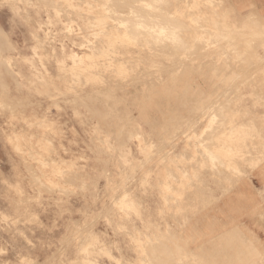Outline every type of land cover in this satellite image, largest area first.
<instances>
[{
  "label": "rangeland",
  "instance_id": "rangeland-1",
  "mask_svg": "<svg viewBox=\"0 0 264 264\" xmlns=\"http://www.w3.org/2000/svg\"><path fill=\"white\" fill-rule=\"evenodd\" d=\"M120 1L0 0V264H264V18Z\"/></svg>",
  "mask_w": 264,
  "mask_h": 264
},
{
  "label": "bare ground",
  "instance_id": "bare-ground-1",
  "mask_svg": "<svg viewBox=\"0 0 264 264\" xmlns=\"http://www.w3.org/2000/svg\"><path fill=\"white\" fill-rule=\"evenodd\" d=\"M111 1H112V0H111ZM118 1H119V0H118ZM122 1H123V0H122ZM122 1H120V2H122ZM131 1H133V0H131ZM134 1H135V0H134ZM150 1H151V0H150ZM157 1H158V0H157ZM207 1H208V0H207ZM114 2H115V0H114ZM116 2H117V1H116ZM120 2H119V3H120ZM109 3H110V2H109ZM129 3H130V2H129ZM131 3H132V2H131ZM154 3H155V2H154ZM156 3H157V2H156ZM111 4H112V3H111ZM132 4H133V3H132ZM150 4H151V3H150ZM165 4H166V3H165ZM165 4H164V5H165ZM130 5H131V4H130ZM155 5H156V4H155ZM131 6H132V5H131ZM145 6H146V5H145ZM153 6H154V5H153ZM157 6H158V5H157ZM135 7H136V6H135ZM155 7H156V6H155ZM104 8H105V7H104ZM156 8H157V7H156ZM154 9H155V8H154ZM157 9H158V8H157ZM160 9H161V8H160ZM103 10H104V9H103ZM110 10H111V8H110ZM131 10H132V9H131ZM133 10H134V9H133ZM113 11H115V10H113ZM135 11H136V10H135ZM140 11H141V10H140ZM153 11H154V10H153ZM160 11H162V10H160ZM96 12H97V11H96ZM137 12H138V11H137ZM142 12H143V11H142ZM132 13H133V12H132ZM143 14H144V13H143ZM161 14H163V13H161ZM190 14H191V13H190ZM108 15H109V14H108ZM115 15H116V14H115ZM129 15H130V13H129ZM139 15H140V13H139ZM154 15H155V13H154ZM157 15H158V14H157ZM167 15H168V14H167ZM122 16H123V15L120 14V17H122ZM127 16H128V15H127ZM145 16H146V15H145ZM147 16H149V14H148ZM160 16H161V15H160ZM168 16H169V15H168ZM115 17H116V16H115ZM123 17H124V16H123ZM128 17H129V16H128ZM128 17H127V18H128ZM131 17H132V16H131ZM105 18H106V16H105ZM113 18H114V17H113ZM148 18L151 19V17H148ZM163 18H164V17H163ZM169 18H170V17H169ZM108 19H110V18H108ZM136 19H138V18H135V20H136ZM157 19H158V18H157ZM177 19H178V18H177ZM177 19H176V20H177ZM138 20H139V19H138ZM166 20H167V18H166ZM172 20H174V19L172 18ZM176 20H175V21H176ZM191 20H192V19H191ZM118 21H119V19H118ZM121 21H122V19H121ZM132 21H133V20H132ZM159 21H160V20L158 19V22H159ZM162 21H165V20H162ZM193 21H194V20H193ZM142 22H143V21H142ZM147 22H149V20H147ZM158 22H157V24H158ZM160 22H161V21H160ZM170 22H171V21H169V23H170ZM131 23H132V22H131ZM138 23H139V22H138ZM154 23H155V22H154ZM179 23H180V22H179ZM119 24H120V23H119ZM128 24H129V22H128ZM143 24H144V23H143ZM149 24H150V23H149ZM155 24H156V23H155ZM157 24H156V25H157ZM159 24H160V23H159ZM163 24H164V23H163ZM198 24H200V23H198ZM115 25H116V24H115ZM138 25H139V24H138ZM138 25H137V26H138ZM166 25H167V24H166ZM170 25H171V23H170ZM173 25H174V24H173ZM177 25H178V24H177ZM134 26H135V25H134ZM139 26H140V25H139ZM143 26H144V25H143ZM146 26H147V25H146ZM149 26H150V25H149ZM151 27H152V26H151ZM182 27H183V26H181L180 28H182ZM97 28H98V27H97ZM130 28H131V27H130ZM141 28H142V27H141ZM156 28H157V26H156ZM158 28H159V27H158ZM161 28H162V27H161ZM163 28H164V27H163ZM176 28H177V27H176ZM176 28H175V29H176ZM180 28H179V29H180ZM200 28H201V27H200ZM127 29H129V28H127ZM134 29H135V28H134ZM144 29H145V28H144ZM169 29H171V28H169ZM177 29H178V28H177ZM100 30H101V29H100ZM137 30H138V29H137ZM137 30H136V31H137ZM153 30H154V29H153ZM129 31H130V30H129ZM141 31H142V30H141ZM146 31H147V30H146ZM166 31H167V30H166ZM168 31H169V30H168ZM217 31H218V30H217ZM142 32H143V31H142ZM155 32H156V31H155ZM223 32H226V34H227V31H223ZM173 33H174V32H173ZM126 34H127V33H126ZM134 34H135V33H134ZM231 34H232V33H231ZM239 34H240V33H239ZM122 35H123V34H122ZM149 35H150V34H149ZM149 35H148V36H149ZM167 35H168V33H167ZM223 35H224V34H223ZM229 35H230V33H229ZM234 35H235V34H234ZM129 36H130V35H129ZM133 36H134V35H133ZM140 36H141V35H140ZM230 36H231V35H230ZM230 36H229V37H230ZM135 37H136V35H135ZM160 37H161V36H160ZM165 37H167V36H165ZM131 38H132V37H131ZM139 38H140V37H138V39H139ZM152 38H153V37H152ZM155 38H156V36H155ZM169 38H170V37H169ZM174 38H175V37H174ZM177 38H178V36H177ZM230 38H231V37H230ZM230 38H229V39H230ZM235 38H236V37H235ZM142 39H143V38H142ZM142 39H139V40H142ZM149 39H150V38H149ZM149 39H148V40H149ZM171 39H173V38H171ZM145 40H147V37H146ZM169 40H170V39H169ZM232 40H233V39H232ZM234 40H235V39H234ZM116 41H117V40H116ZM156 41H157V40H156ZM166 41H167V40H166ZM172 41H173V40H172ZM152 42H153V41H152ZM174 42H175V41H174ZM226 42H228V41H226ZM230 42H231V41H230ZM230 42H229V43H230ZM145 43H146V42H145ZM148 43H149V41H148ZM148 43H147V44H148ZM155 43H156V42H155ZM159 43H160V40H159ZM159 43H158L157 45H159ZM153 44H154V43H153ZM153 44H150V45H153ZM163 44H164V43H163ZM172 44H173V43H172ZM177 44H178V43H177ZM184 44H185V43H184ZM165 45H166V44H165ZM139 46H140V45H139ZM147 46H148V45H147ZM155 47H156V46H155ZM151 48H152V47H151ZM147 49H148V48H147ZM149 49H150V48H149ZM149 49H148V50H149ZM161 49H162V47H161ZM173 50H174V49H173ZM231 50H232V49H231ZM231 50H230V51H231ZM156 51H157V50H156ZM159 51H160V50H159ZM151 52H153V51H151ZM170 52H171V51H170ZM159 54H160V53H159ZM188 55H189V54H188ZM174 56H175V54H174ZM166 57H167V56H166ZM154 59H155V58H154ZM119 62H120V61H119ZM174 65H175V64H174ZM159 68H160V67H159ZM163 68H164V67H163ZM160 69H161V68H160ZM161 70H162V69H161ZM131 78H132V77H131ZM237 80H238V79H237ZM233 85H234V84H233ZM228 93H230V92H228ZM228 93H227V94H228ZM223 95H224V94H223ZM224 100H225V99H224ZM230 100H231V99H230ZM225 102L228 103V101H225ZM225 105H226V104H225ZM220 107H221V106H220ZM213 108H214V107H213ZM222 108H223V106H222ZM222 108H221V109H222ZM208 110H209V109H208ZM217 110H218V109H217ZM217 110H216V111H217ZM213 113H214V112H213ZM218 126H219V125H218ZM215 127H216V126H215ZM216 129H219V128H216ZM212 131H213V130H212ZM205 134H207V133H205ZM203 136H204V134H203ZM205 136H206V135H205ZM208 138H209V137H208ZM201 139H202V137H201ZM203 139H204V138H203ZM207 141H208V140H207ZM47 142H48V141H47ZM205 142H206V141H205ZM209 142H210V141H209ZM51 144H52V143H51ZM205 144H206V143H205ZM205 148H206V146H205ZM228 148H229V146H228ZM206 150H207V149H206ZM207 152H209V151L207 150ZM30 154H31V153H30ZM207 154H208V153H207ZM210 155H211V153H210ZM32 156H33V155H32ZM211 157H212V156H211ZM214 157H215V156H214ZM214 157H213V158H214ZM213 158H212V159H213ZM216 158H217V157H216ZM216 158H215V159H216ZM35 159H36V158H35ZM207 159H208V158H207ZM217 159H218V158H217ZM46 162H47V161H46ZM219 162H221V161H219ZM54 163H55V162H54ZM54 163H53V164H54ZM218 164H220V163H218ZM221 167H222V165H221ZM103 172H104V171H103ZM64 173H65V172H64ZM58 178H59V177H58ZM39 181H40V180H39ZM41 184H42V183H41ZM42 186H43V185H42ZM44 186H45V185H44ZM44 188H45V187H44ZM54 191H55V190H54ZM66 191H67V190H66ZM64 192H65V191H64ZM67 193H68V192H67ZM69 193H70V192H69Z\"/></svg>",
  "mask_w": 264,
  "mask_h": 264
},
{
  "label": "crops",
  "instance_id": "crops-1",
  "mask_svg": "<svg viewBox=\"0 0 264 264\" xmlns=\"http://www.w3.org/2000/svg\"><path fill=\"white\" fill-rule=\"evenodd\" d=\"M232 6L242 12L253 10L264 18V0H229Z\"/></svg>",
  "mask_w": 264,
  "mask_h": 264
},
{
  "label": "snow or ice",
  "instance_id": "snow-or-ice-1",
  "mask_svg": "<svg viewBox=\"0 0 264 264\" xmlns=\"http://www.w3.org/2000/svg\"><path fill=\"white\" fill-rule=\"evenodd\" d=\"M227 119H228V117L226 115L213 114L212 119L209 122L210 126H209V128H206L205 131L206 132L212 131L214 126L218 122L225 121ZM42 127H44L46 131L50 130L46 124H42ZM109 151H111V148H109ZM45 167H47V165H45ZM59 174L60 173H57V175H59ZM127 200H128V197L124 196L123 199L121 201H119L116 206L119 207L121 209V211H123L127 207Z\"/></svg>",
  "mask_w": 264,
  "mask_h": 264
}]
</instances>
